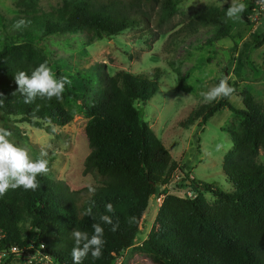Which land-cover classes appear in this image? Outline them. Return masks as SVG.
Here are the masks:
<instances>
[{
	"label": "trees",
	"instance_id": "obj_1",
	"mask_svg": "<svg viewBox=\"0 0 264 264\" xmlns=\"http://www.w3.org/2000/svg\"><path fill=\"white\" fill-rule=\"evenodd\" d=\"M253 3L256 0H245ZM29 2L30 11L16 17L12 24L24 19L25 26L17 40H10L0 50V119L9 123L26 124L50 131L73 121L62 105L72 97L66 89L59 99L37 97L24 103L17 92L14 76L46 63L61 74L43 40L85 34L89 42L111 39L140 25L161 26L175 13L178 0H64L62 7L52 12L38 8L37 0ZM159 6L158 18L150 12ZM227 8L208 7L197 10L187 24V32L211 28V39L219 42L230 38ZM40 11V12H39ZM254 13L250 6L242 20L250 25ZM264 14V13H263ZM38 33L39 36H36ZM256 47L264 45V32L255 36ZM241 65V64H240ZM160 71L151 76H133L119 72L108 76L101 69L91 73L88 93L92 100L85 107L88 122L85 134L90 153L84 162L85 175L95 181V193L89 187L70 190L63 182L42 175L38 188L9 190L0 197V251L30 244L42 245L53 264H72L73 230L93 232V224L104 227L103 255L83 264H114L134 246L149 200L159 197L161 187L169 186L176 172L182 174L196 194L181 198L166 194L158 209L152 228L139 250L155 258L158 264H264V165L258 162L264 150V111L250 93L242 98V108H234L229 97L217 98L213 106H204L195 113L202 117L201 126L215 114L227 110L238 123L226 130L232 149L224 156L222 171L232 184V192L189 179L184 167L175 162L169 151L143 120L136 104L146 103L158 92ZM15 93V94H14ZM49 163L52 160H48ZM49 167V164H48ZM215 197L214 204L204 195ZM111 203L113 212L106 211ZM92 215H85L87 209ZM109 215L113 225L104 224L100 216ZM29 231L24 234V225ZM16 259L8 255L2 264Z\"/></svg>",
	"mask_w": 264,
	"mask_h": 264
},
{
	"label": "rangeland",
	"instance_id": "obj_2",
	"mask_svg": "<svg viewBox=\"0 0 264 264\" xmlns=\"http://www.w3.org/2000/svg\"><path fill=\"white\" fill-rule=\"evenodd\" d=\"M64 0H37L40 11L52 12L62 7ZM243 2L246 9L253 6L254 13L248 18L250 25L242 20L227 17L230 38L219 42L211 39V28L200 29L194 34L187 32V24L197 10L208 7L222 9L230 3ZM256 0H178L172 18L155 26L142 24L135 29L111 39L89 42L85 34L60 36L39 43L46 48L61 77H67L66 89L72 97L62 100V105L73 118L65 127L48 131L26 124L0 127L8 129L9 139L25 148L36 159L42 152L52 160L49 172L44 174L52 180L63 182L70 190H80L97 184L91 175H85L84 162L90 153L85 127L88 122L85 107L92 100L88 93L91 73L101 69L108 76L125 72L133 76H151L160 71L158 92L148 102L136 104L143 120L169 151L172 159L184 167L189 179L210 184L224 192H232V184L222 171L224 156L232 149L226 130L237 124V118L227 110L215 114L201 126L202 117L195 116L204 106H213L216 100L206 101L201 93L210 91L226 79L235 83L236 93L229 103L242 108V98L250 93L264 111V45L256 47L252 41L264 32V5ZM24 0H0V50L10 40L22 36L12 21L25 16L31 9ZM39 11V12H40ZM158 18L159 6L150 12ZM39 36L38 33H35ZM241 64V65H240ZM56 78V71L51 69ZM88 88V89H87ZM65 92V91H64ZM258 162L264 165V150ZM186 178L176 172L169 186L161 187L159 197L149 200L143 215L140 232L134 246L126 250L114 264H158L150 255L143 254L139 247L147 238L158 209L159 198L166 194L181 198H194L191 189L184 188ZM214 204L211 194L204 195ZM24 234L29 225H24ZM1 264V263H0ZM9 264H48L36 248H27L21 256Z\"/></svg>",
	"mask_w": 264,
	"mask_h": 264
},
{
	"label": "clouds",
	"instance_id": "obj_3",
	"mask_svg": "<svg viewBox=\"0 0 264 264\" xmlns=\"http://www.w3.org/2000/svg\"><path fill=\"white\" fill-rule=\"evenodd\" d=\"M246 10V4L243 2L230 3L226 15L231 19H239L241 14ZM26 21L22 18L14 24V28L19 30L25 26ZM18 85L17 92L24 97V103H32L38 96L41 98L59 99L65 91V86L70 85L71 81L67 77L56 78L51 68L42 63L31 74L24 71L16 73L14 76ZM234 92L226 79L219 82L218 86L210 91L201 93L206 101H213L221 97H229ZM15 94V93H14ZM3 96L0 94V104L3 103ZM55 132V128L52 129ZM12 133L0 127V197L4 196L10 189L16 190H35L38 188V177L49 172L48 160L44 157L47 152H42L40 156L33 159L29 156L28 151L13 143L9 137ZM89 191L95 193V187L89 186ZM106 211L113 212V205H105ZM85 215L91 216L92 209H87ZM104 224L113 225L112 230L116 231L118 223L113 224L112 217L109 215L100 216ZM93 232L73 230L71 238L74 246L71 251L72 264H83L85 258L91 255L93 260L100 259L103 255L104 227L100 223L92 225Z\"/></svg>",
	"mask_w": 264,
	"mask_h": 264
},
{
	"label": "built area",
	"instance_id": "obj_4",
	"mask_svg": "<svg viewBox=\"0 0 264 264\" xmlns=\"http://www.w3.org/2000/svg\"><path fill=\"white\" fill-rule=\"evenodd\" d=\"M262 4H263L262 2L258 3V5H262ZM162 200H163V197L158 199V201L160 203H162ZM27 248H30V249L36 248V249H38L40 251L41 255H42V259L46 260L48 262V264H53L51 262L50 258L43 252L44 247L42 245H40L39 247H35L32 244H30V245H28V246H26V247H24L22 249H19L16 246H12L9 249H5L3 251H0V263L2 264V260L8 255H15L16 258L18 256H21V254H23L25 249H27Z\"/></svg>",
	"mask_w": 264,
	"mask_h": 264
},
{
	"label": "water",
	"instance_id": "obj_5",
	"mask_svg": "<svg viewBox=\"0 0 264 264\" xmlns=\"http://www.w3.org/2000/svg\"><path fill=\"white\" fill-rule=\"evenodd\" d=\"M189 183V182H188Z\"/></svg>",
	"mask_w": 264,
	"mask_h": 264
}]
</instances>
